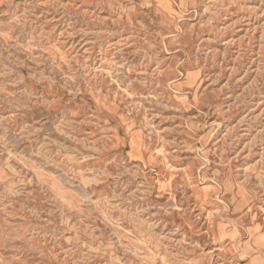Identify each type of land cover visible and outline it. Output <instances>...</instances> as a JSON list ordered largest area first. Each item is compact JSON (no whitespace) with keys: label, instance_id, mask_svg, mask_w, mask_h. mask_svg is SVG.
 I'll return each instance as SVG.
<instances>
[{"label":"rangeland","instance_id":"rangeland-1","mask_svg":"<svg viewBox=\"0 0 264 264\" xmlns=\"http://www.w3.org/2000/svg\"><path fill=\"white\" fill-rule=\"evenodd\" d=\"M0 264H264V0H0Z\"/></svg>","mask_w":264,"mask_h":264}]
</instances>
